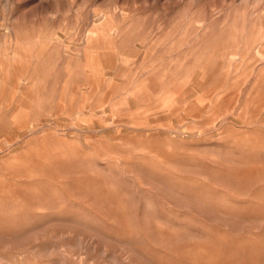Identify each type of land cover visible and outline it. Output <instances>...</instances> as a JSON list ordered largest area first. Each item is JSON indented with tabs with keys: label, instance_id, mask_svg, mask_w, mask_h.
Wrapping results in <instances>:
<instances>
[{
	"label": "rangeland",
	"instance_id": "1",
	"mask_svg": "<svg viewBox=\"0 0 264 264\" xmlns=\"http://www.w3.org/2000/svg\"><path fill=\"white\" fill-rule=\"evenodd\" d=\"M0 264H264V0H0Z\"/></svg>",
	"mask_w": 264,
	"mask_h": 264
},
{
	"label": "bare ground",
	"instance_id": "2",
	"mask_svg": "<svg viewBox=\"0 0 264 264\" xmlns=\"http://www.w3.org/2000/svg\"><path fill=\"white\" fill-rule=\"evenodd\" d=\"M94 16V15H93ZM101 17V16H100ZM103 18V17H102ZM109 20H110V18H109ZM112 20V19H111ZM100 21V20H99ZM103 21V20H102ZM95 22V21H94ZM99 23V22H98ZM94 24V23H93ZM101 24H102V22H101ZM91 26V25H90ZM113 32V31H112ZM111 33V32H110ZM115 34V33H114ZM113 34V35H114ZM59 35V34H58ZM93 35H95V33H93ZM96 35H97V33H96ZM98 36V35H97ZM61 37V36H60ZM57 39V38H56ZM58 40V39H57ZM18 41H19V39H18ZM22 42V41H21ZM28 42V41H27ZM30 42V41H29ZM28 44H30V43H28ZM18 45H20V44H18ZM49 45V44H48ZM85 48H86V46H85ZM11 49V48H10ZM68 50V49H67ZM71 53V52H70ZM79 53V52H78ZM22 55V54H21ZM52 55V54H51ZM71 55H72V53H71ZM81 55V54H80ZM18 56V55H17ZM16 56V57H17ZM22 57V56H21ZM13 59H15V58H13ZM31 60V59H30ZM15 62V61H14ZM14 67V66H13ZM79 71V70H78ZM87 71V70H86ZM105 71L107 72V69H105ZM109 71V70H108ZM94 73V72H93ZM105 74V73H104ZM109 74V73H108ZM111 75V74H110ZM105 76V75H104ZM113 76H114V74H113ZM117 78V77H116ZM136 78V77H135ZM138 79H139V77H138ZM14 80V79H13ZM93 80V79H92ZM115 80H118V79H115ZM103 82H104V80H103ZM87 83V82H86ZM23 85H25V84H23ZM188 93V92H187ZM127 95V94H126ZM126 97V96H125ZM128 97H129V94H128ZM193 97V96H192ZM190 98V97H189ZM130 99V98H129ZM198 104V103H197ZM87 108V107H86ZM85 108V109H86ZM84 110V109H83ZM198 110V109H197ZM55 111V110H54ZM79 111V110H78ZM101 113H102V111H100ZM81 113H82V111H81ZM100 113V114H101ZM89 114H91V112L89 111ZM167 117H169V115H167ZM170 118V117H169ZM165 119H166V117H165ZM77 120V119H76ZM152 121V120H151ZM74 124H75V122H74ZM163 127V126H162ZM178 127V126H177ZM113 128V127H112ZM161 130V129H160ZM25 131V130H24ZM78 131V130H77ZM82 132V131H81ZM84 132V131H83ZM165 132V131H164ZM182 132V131H181ZM180 132V133H181ZM102 135V134H101ZM101 135H100V137H101ZM173 135H174V133H173ZM183 135V134H182ZM87 136V135H86ZM103 136V135H102ZM85 137V136H84ZM115 137V136H114ZM164 137V136H163ZM74 138V137H73ZM111 139H112V136H111ZM178 139V138H177ZM85 140V139H84ZM7 142V141H6ZM171 143V142H170ZM169 143V144H170ZM171 145H172V143H171ZM16 147V146H15ZM181 149H184V148H181ZM142 151V150H141ZM46 153V152H45ZM174 161V160H173ZM254 168V167H253ZM249 170L251 169L252 170V168L250 167V168H248ZM255 169V168H254ZM254 169H253V171H254ZM231 177V176H230ZM238 177V176H237ZM15 188H16V185H15ZM200 199V198H199ZM219 199V198H218ZM25 200V199H24ZM201 200V199H200ZM201 202V201H200ZM221 204V203H220ZM11 205H12V203H11ZM212 207V206H211ZM20 209V208H19ZM175 237H176V235H174ZM174 236H173V238H174ZM196 238V237H195ZM195 240V239H194ZM195 245H196V243H195ZM199 247V246H198ZM201 248H202V246H201ZM205 250V249H204ZM203 256V255H202Z\"/></svg>",
	"mask_w": 264,
	"mask_h": 264
}]
</instances>
